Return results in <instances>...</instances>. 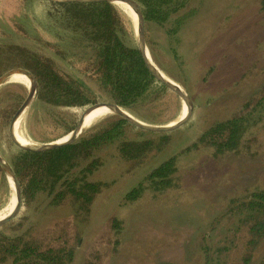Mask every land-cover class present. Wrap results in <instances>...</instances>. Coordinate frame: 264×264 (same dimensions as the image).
Listing matches in <instances>:
<instances>
[{
    "label": "rangeland",
    "instance_id": "374dc122",
    "mask_svg": "<svg viewBox=\"0 0 264 264\" xmlns=\"http://www.w3.org/2000/svg\"><path fill=\"white\" fill-rule=\"evenodd\" d=\"M50 1L0 0V46L17 45L53 58L61 72L80 79L89 88L92 102L51 110L41 106L36 97L24 109L19 128L32 144L62 139L86 107L95 102H111L87 61L71 54L65 59L54 54L55 44L64 51L65 46L47 15L54 7ZM122 12L135 35L132 18ZM178 18L182 20L176 32L181 41L177 54L183 70L179 74L170 68L171 75H165L185 88L193 111L182 127L168 132L167 147L132 171L116 156H105L94 178L114 182L93 202L89 221L79 226L77 242L69 204L46 206L41 198L29 207L22 201L16 217L0 227V235L30 229L43 247H66L75 242L70 264H84L87 258L96 259L98 255L97 264H204L203 247L214 250L224 245L228 247L226 255L213 263L241 264L242 257L250 251L249 264H264V238L250 250L247 226L239 222L244 214L228 208L233 199L241 200L254 190H264V111L262 120L244 135L237 152L214 157L209 148L191 150L177 160L175 186L163 192L147 191L134 202L124 201L127 191L151 168L192 144L212 124L237 113L264 85L261 0H193ZM148 36L164 45L168 42L164 29L157 26L150 29ZM14 67L23 66L11 63L0 74ZM28 91L29 87L18 81L0 85V156L10 165L19 147L8 136V124ZM169 91L171 94L153 104L160 121L150 124L164 125L180 117L185 103ZM101 109L106 108H98ZM18 121L13 126L19 140ZM104 121L101 118L93 124ZM132 133L134 130L125 131ZM9 182L0 168V210L11 203L13 189ZM112 216L121 221L117 246L108 223ZM0 264H11V260Z\"/></svg>",
    "mask_w": 264,
    "mask_h": 264
},
{
    "label": "trees",
    "instance_id": "16d2710c",
    "mask_svg": "<svg viewBox=\"0 0 264 264\" xmlns=\"http://www.w3.org/2000/svg\"><path fill=\"white\" fill-rule=\"evenodd\" d=\"M136 1L141 5L146 43L152 60L163 73L171 75L169 70L176 69L180 74L183 65L177 47L181 41L176 32L182 18H176L193 0ZM50 3L54 7L47 15L55 24V34L65 46L64 51L55 44L54 54L64 59L71 54L87 61L109 101L127 109L141 121L159 122L153 104L171 92L147 69L136 36L121 8L107 1ZM261 6L264 9V0H261ZM153 26L164 29L166 45L148 36ZM11 63L27 68L35 76L38 87L36 100L41 106L53 110L81 107L92 102L89 88L80 79L61 72L51 57L17 45H1L0 71ZM263 111L264 85L241 105L237 113L212 124L192 144L151 168L127 191L124 201L134 202L147 191L163 192L175 186L177 160L191 150L209 148L214 157L237 152L246 132L262 120ZM94 125L87 127L69 145L39 152L18 148L10 160L21 185L23 205L29 207L41 199L43 203L47 202L46 206L69 204L75 219L76 242L81 234L79 226L89 221L93 202L114 182L94 178L105 156H116L128 164L129 171L137 170L170 142L168 132L143 130L113 114ZM71 129L68 127L66 134ZM126 130H134V133L125 134ZM228 208L230 212L244 214L239 222L247 226V244L251 250V246H256L264 238V190H254L241 200L233 199ZM108 223L116 237L114 246H117L121 221L112 216ZM41 244L30 229L12 235L1 234L0 262L70 264L77 245L75 242L66 247H43ZM227 250L226 245L214 250L203 247L204 264H215L214 260L226 255ZM95 258L97 261L94 257L92 260L87 258L84 264H97L100 257ZM251 258L249 251L242 257L241 264H249Z\"/></svg>",
    "mask_w": 264,
    "mask_h": 264
},
{
    "label": "water",
    "instance_id": "95a60500",
    "mask_svg": "<svg viewBox=\"0 0 264 264\" xmlns=\"http://www.w3.org/2000/svg\"><path fill=\"white\" fill-rule=\"evenodd\" d=\"M51 1H56V2L107 1L115 5H117V2H121L129 5L136 12L137 15V27L134 29V31L137 39L138 49L140 51V54L144 60L147 69L155 77L157 81L165 85L169 90L173 91L176 95H178L182 99V101L187 105L188 111L184 118L175 120V123L173 124H171L170 122L164 125H154L139 120L138 118L130 114L127 110H125L123 107L119 106L114 102H95L84 109V111L81 113L80 117L78 118L77 122L75 123L74 127L66 134V138L63 141L59 142L60 139H58L42 144L31 143L28 145H23L19 143L13 135V124H14L15 113L18 110H24L33 102V100L37 97L38 87H37V80L35 76L31 73V71L23 67H14L11 69H7L0 74V85L3 84V79L12 72L23 73L31 81V86L29 87V91L26 98L19 105L18 109L15 111L8 124V131H7L8 136L15 145H17L19 148L23 150L35 151V152L59 149L61 147L69 145L86 129V128L83 129V123L87 115L98 106H106L113 112V114L125 119L130 124L140 129L152 131V132H171L179 129L189 120L193 111L192 99L184 87H182L179 83H177L176 81L172 80L167 75H165V73H163L152 60L145 39V20L139 2H137L136 0H51ZM0 168L3 170L6 176H10L12 178L13 186H14V194L16 198V204L13 211L8 216L0 219V227H1L2 225L6 224L14 217H16V215L18 214L22 205V189L12 166L8 162H6L1 156H0Z\"/></svg>",
    "mask_w": 264,
    "mask_h": 264
},
{
    "label": "bare ground",
    "instance_id": "6f19581e",
    "mask_svg": "<svg viewBox=\"0 0 264 264\" xmlns=\"http://www.w3.org/2000/svg\"><path fill=\"white\" fill-rule=\"evenodd\" d=\"M117 5L119 7H121V9L124 10L132 18L133 24H134V28H136L137 27V15H136V12L129 5H127L125 3L117 2ZM10 80L22 82L25 85H27V87L31 86V81L29 80V78L26 75H24L23 73H20V72H12V73L8 74L3 79V83L6 82V81H10ZM99 107H105L106 109L105 110H103V109L98 110ZM95 109H96V111L93 114H91L89 116L87 115L88 117L85 119V121L83 123V129L87 128L90 125H92L96 120L101 119V118H105L106 116L113 114V112L109 108H107L106 106H98ZM95 109H93V110H95ZM187 111H188L187 105L186 104L182 105V112H181V115H180V117L178 119L184 118L186 116V114H187ZM23 112H24V110H18L17 111V113L15 115L14 125H15L16 121L19 119V121H18V138H19L21 144L28 145V144H31V143L23 136V134L21 133V131L19 129L20 128V121H21L20 119H21V117L23 115ZM173 123H175V121L171 122V124H173ZM13 131H14L13 132L14 133V137L17 139V137L15 135V126H13ZM65 138H66V136L63 137L62 139H60L59 142L63 141ZM19 140L17 139L18 142H19ZM6 177H7V179L10 180L9 183H10L11 189H13V192H12V195H11V203L9 205H7L5 208L0 210V219L8 216L13 211V209L15 207V204H16L13 180H12V178L10 176H6Z\"/></svg>",
    "mask_w": 264,
    "mask_h": 264
}]
</instances>
